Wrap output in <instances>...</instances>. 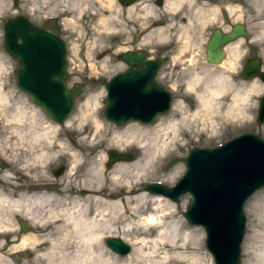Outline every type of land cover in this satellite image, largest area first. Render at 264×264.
Listing matches in <instances>:
<instances>
[{"label":"rangeland","instance_id":"rangeland-1","mask_svg":"<svg viewBox=\"0 0 264 264\" xmlns=\"http://www.w3.org/2000/svg\"><path fill=\"white\" fill-rule=\"evenodd\" d=\"M156 1L148 2L155 16L140 17V14L129 16L124 12L120 18L111 19L105 23H102L98 17L88 14L78 18L72 17L70 13L61 11L59 13L57 9L52 10L50 4L31 5L19 0L5 1L0 9V53L7 62L8 69L0 75L3 80L0 96L5 94L7 97V101L2 103L3 110L0 109V147H2L0 174L8 172L11 180L19 185L17 189H13V194L19 195L23 191L32 194L38 191L36 189L26 190L24 186L42 188L39 193L58 194L60 182L66 179L71 160L67 155L59 159L55 158L46 167L47 180H43L44 177L39 176L41 174L39 168L22 169L25 161L33 159L39 152L35 151V148L33 152L29 151L30 149L25 144H38L33 138L42 133L45 125L51 123L59 126L53 133L52 140L79 152L75 144L80 133L90 131L94 123L90 119L75 121L69 126L64 123L86 100L93 96L97 97V116L103 123L100 130L103 140L100 142L101 147L94 150V156L97 159L104 156L101 160L106 173H110L116 163L131 164L141 156V150L138 148L139 140L131 138L117 140L115 138L118 133H122L124 125L128 123L150 125L145 135L150 137L163 132V127L153 128L152 123L159 117L171 115L178 120L185 117L184 122L179 123L177 132L170 133L171 146L160 155L155 166L159 169L160 175L173 174L178 169L179 172L170 182L163 181V178L159 176L150 177L142 184L143 190L147 184L154 182L168 187L173 186L185 170V158L192 147H213L244 132L254 133L264 139V124L260 125L256 122L258 104L264 95V84L258 78H253L258 80L263 87L250 93L248 100L241 102L240 110L237 108L239 105H233L234 93L246 87L253 80H244L240 75L247 59L260 58L264 69V0H183L173 5L165 3V0L157 5ZM116 2L126 9V6L121 5L118 0ZM195 8H202L207 12L214 8L217 10L214 17L208 16L202 26L200 21L192 15ZM17 15L25 16L34 25L55 31L63 38L68 48L67 84L69 87L75 83L85 86L75 101L71 115L62 124L54 122L16 85V62L3 49V26L6 20ZM188 17H191L192 25H189ZM161 22L163 24H159ZM235 23L245 25L248 36L227 44L225 46L226 56L220 63H209L204 46L211 31L219 28L227 32ZM161 29L166 31L165 35L161 34L163 32ZM138 49L145 50L149 56L161 60L162 65L156 82L171 92V109L151 123L130 121L123 125H116L106 121L102 115L106 94L103 82L126 69V65L120 59L122 52ZM235 50H238L239 54L233 58ZM230 62L231 67H229ZM223 73L230 75L229 79L233 83L231 88L216 96L209 108L204 107L198 98V94L206 93L204 81L215 79ZM197 76L201 81L194 86L193 90L189 89L187 81ZM176 101H182V104L172 110L173 103ZM19 111L27 115L23 116L22 123H17L16 128L22 135H16L13 132L14 126L11 128V122H7V118L14 117ZM111 144H121V146L116 147ZM110 149L121 153L131 152L136 158L130 161H118L112 166H107V153ZM59 167H63V170L61 174L55 175L54 171ZM82 171H85L84 167ZM40 183H43V186H37ZM88 193H90L89 189L77 185L69 189L70 196L81 199L86 198ZM170 201L173 204V215L166 220L163 230L165 231L173 222L181 221L186 229H194L201 233L202 249H197L198 242L194 241L188 250H176L169 254L176 257L182 253V256L190 261L202 264L205 260L206 264H214L205 246L203 228L189 225L183 216V211L190 203L191 196L184 194L178 202ZM245 215L246 231L242 244L241 264H264V187L250 197L245 205ZM20 220L27 223L26 231L21 230ZM13 229H16L14 235L0 236V264H32L30 252L21 251L23 247L20 242L25 234L30 235L36 231L29 220L20 215L15 217ZM119 229L121 234L122 228L119 227ZM153 236L154 233H151L149 237ZM106 239L103 242L106 252L116 255L118 259L125 257V255L121 256L111 251L106 246ZM128 244L132 251L133 245ZM164 257L165 255L161 254L155 264H166Z\"/></svg>","mask_w":264,"mask_h":264},{"label":"bare ground","instance_id":"bare-ground-1","mask_svg":"<svg viewBox=\"0 0 264 264\" xmlns=\"http://www.w3.org/2000/svg\"><path fill=\"white\" fill-rule=\"evenodd\" d=\"M5 1L0 0V9ZM19 1L31 5L50 4L52 10L70 13L72 17L81 18L88 14L98 17L102 23L120 18L124 12L129 16L156 15L153 8H149L148 2L152 0H136L127 5L126 9L118 5L116 0ZM179 1L183 0H165V3L173 5ZM216 10L214 8L207 12L202 8H195L192 15L203 26L205 19L208 16L214 17ZM188 21L189 25H192L191 17H188ZM165 32L163 30L161 34L165 35ZM238 54L239 51L235 50L233 58H236ZM231 66L230 62L229 67ZM7 69L8 64L0 53V75ZM229 76L223 73L215 79L204 81L206 93L198 94L204 107L209 108L216 96L231 88L233 83ZM200 81V77L197 76L189 79L187 85L193 90ZM2 82L0 77V90ZM261 87L263 86L258 80H251L246 87L234 93L233 105H239L237 108L240 110L241 102H246L250 93L256 92ZM96 99L97 97L93 96L86 100L64 123L69 126L75 121L81 122L86 119L94 123L90 131L80 133L75 144L79 152L52 140L53 133L59 126L51 123L45 125L42 133L33 138L38 144H25L29 151L33 152L35 148V151L39 152L33 159L25 161L22 169L39 168V171L41 170L39 176L44 177L43 180H47L46 167L55 158L59 159L67 155L71 160L66 179L60 182L58 194L39 193L42 188L27 186H24V189H36L37 193L29 194L30 192L23 191L19 195L13 194V189H17L19 185L11 180L8 172L0 174V236L16 233V229H13L14 219L20 215L29 220L36 231L30 235L25 234L20 242L23 247L21 251L30 252L32 264H155L161 254L165 255L166 264H201L188 260L182 256V253L176 257L169 254L176 250H188L194 241L198 242L197 249L201 250V233L194 229H186L181 221L173 222L164 231L163 225L173 215L172 202L162 195L149 194V191L141 188L144 181L153 176L162 177L166 182L176 177L179 169L173 174L160 175L159 169L155 166L160 155L171 146L170 133L177 132L179 123L184 122L185 117L181 120L171 115L159 117L152 123L153 128L163 127V132L150 137L145 136L150 125H137V123L124 125L122 133H118L115 138L139 140L138 148L141 150V156L131 164L116 163L111 168V172L106 173L101 160L104 156L100 159L94 156V150L101 147L100 142L103 140L100 135L103 123L97 116ZM4 101H7V97L2 94L0 96L1 110H3ZM181 104L182 101L174 102L172 110L180 107ZM31 113L34 115L32 110ZM23 116L27 115L19 111L14 117L7 118V122H11V128L14 126L13 132L16 135H22L16 127L17 123H22ZM111 145L121 146V144ZM1 151L2 147H0V154ZM83 167L85 171H82ZM42 184L37 186H43ZM76 185L90 190L86 198L69 195L70 187ZM119 227L122 228L121 234ZM151 233H154L153 237H149ZM112 236H119L124 242L132 244L133 249L130 254L118 259L116 255L106 252L103 242L107 237ZM203 261L202 264H206L205 260Z\"/></svg>","mask_w":264,"mask_h":264},{"label":"water","instance_id":"water-1","mask_svg":"<svg viewBox=\"0 0 264 264\" xmlns=\"http://www.w3.org/2000/svg\"><path fill=\"white\" fill-rule=\"evenodd\" d=\"M123 6L135 0H118ZM162 0H157L160 5ZM159 24H163L162 22ZM248 36L245 25L235 23L225 32L215 28L204 50L209 63L218 64L226 56L225 46ZM3 49L16 62L15 82L54 122L62 124L72 113L77 97L85 86L67 84L68 48L55 31L32 24L25 16L6 20ZM127 70L103 82L106 95L102 115L108 122L123 125L130 121L151 123L171 109L172 94L155 78L161 67L159 59L145 50H126L120 54ZM244 80L258 78L264 84L263 62L247 59L241 71ZM256 122L264 124V96L259 101ZM107 166L136 158L131 152L108 150ZM63 167L54 171L61 174ZM264 187V139L244 132L213 147H192L185 158V170L177 182L165 186L155 182L145 186L152 194L178 202L184 194L191 201L183 211L187 223L202 227L205 246L214 264H241L246 231L245 205ZM22 231L27 223L20 220ZM106 246L124 256L131 246L109 237Z\"/></svg>","mask_w":264,"mask_h":264},{"label":"flooded vegetation","instance_id":"flooded-vegetation-1","mask_svg":"<svg viewBox=\"0 0 264 264\" xmlns=\"http://www.w3.org/2000/svg\"><path fill=\"white\" fill-rule=\"evenodd\" d=\"M128 69V67L126 66V69L125 70H127ZM160 70V69H159ZM159 72V71H158Z\"/></svg>","mask_w":264,"mask_h":264}]
</instances>
